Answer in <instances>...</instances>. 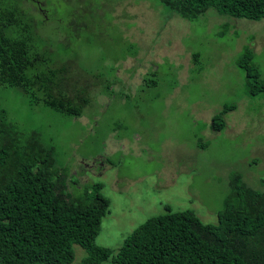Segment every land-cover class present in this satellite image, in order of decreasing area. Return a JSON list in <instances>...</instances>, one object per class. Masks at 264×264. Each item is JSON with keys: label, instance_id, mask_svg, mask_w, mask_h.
<instances>
[{"label": "rangeland", "instance_id": "374dc122", "mask_svg": "<svg viewBox=\"0 0 264 264\" xmlns=\"http://www.w3.org/2000/svg\"><path fill=\"white\" fill-rule=\"evenodd\" d=\"M46 1L49 15L66 20L60 24L68 32L67 82H92L89 102L80 116L71 117L42 105L29 107L21 91L0 85V105L20 130H36L54 145L58 164L71 169V192L101 184L108 211L96 244L115 251L165 206L190 209L203 223L214 224L230 170L241 171L253 186L264 177V97L244 94V73L235 64L247 46L264 80V17L232 18L209 8L185 19L155 0H87L86 13L76 10L68 17L70 4L80 7L77 0ZM87 17L89 30L82 27ZM70 21L75 32L67 30ZM221 23L227 24L224 33L218 32ZM55 24L45 25L48 34ZM131 49L136 55L129 57ZM116 59L115 74L109 65ZM131 66L153 72L147 77L156 82L132 85L124 95L120 85H111L113 96L103 100L104 80L117 75L123 81ZM137 80L135 75L131 82ZM230 102L235 107L224 114L223 129L211 130L210 116ZM72 250L69 264H79L85 252L77 244ZM100 264L113 263L107 258Z\"/></svg>", "mask_w": 264, "mask_h": 264}, {"label": "trees", "instance_id": "16d2710c", "mask_svg": "<svg viewBox=\"0 0 264 264\" xmlns=\"http://www.w3.org/2000/svg\"><path fill=\"white\" fill-rule=\"evenodd\" d=\"M155 1L168 14L185 19H194L209 8L232 18L264 17V0ZM77 2L80 7L75 4V10L67 2L71 6L68 17L80 10L87 12L84 6L88 1ZM49 7L46 0H0V85L21 91L29 107L42 105L78 117L89 102L92 82L81 86L67 82L66 59L70 55L64 46L68 32L60 24L66 20L49 15ZM85 20L82 27L87 30L89 18ZM51 22L56 24L48 34L45 25ZM74 25L70 21L67 30L75 32ZM226 27L221 23L218 32L224 33ZM127 54L135 56L136 51ZM195 57L193 53L192 59ZM116 62L109 65L115 74ZM235 64L244 73V94L261 93L264 97V80L252 64L247 46L242 47ZM137 70L139 67H129L123 81L117 75L104 80L102 99L113 96L111 85H120L124 95L132 85L138 88L156 82L147 77L153 72ZM135 75L140 79L131 82ZM234 107V102L224 103L210 116L208 127L222 130L224 114ZM70 170L58 164L51 142H44L36 130H20L0 105V264H69L72 244L85 252L79 264H100L107 258L113 264H264V177H257L253 186L241 171L230 170L216 223H203L190 209L171 211L165 206L163 213L145 219L113 251L94 242L101 218L108 211L101 184H83L73 193Z\"/></svg>", "mask_w": 264, "mask_h": 264}, {"label": "crops", "instance_id": "0c3cea01", "mask_svg": "<svg viewBox=\"0 0 264 264\" xmlns=\"http://www.w3.org/2000/svg\"><path fill=\"white\" fill-rule=\"evenodd\" d=\"M137 77H138V80H139V79H140L139 76H137ZM124 79H125V77H124ZM138 80H137V81H138ZM137 81H136V82H137ZM97 166L102 167V166H104V164H100V165H97Z\"/></svg>", "mask_w": 264, "mask_h": 264}]
</instances>
